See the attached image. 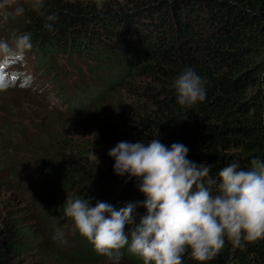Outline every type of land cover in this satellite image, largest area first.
<instances>
[{"label": "trees", "instance_id": "obj_1", "mask_svg": "<svg viewBox=\"0 0 264 264\" xmlns=\"http://www.w3.org/2000/svg\"><path fill=\"white\" fill-rule=\"evenodd\" d=\"M17 3L23 14L3 13L0 27L11 36L31 33L33 47L23 57H33L35 80L57 74L59 57L93 63L94 76L70 95L52 80L63 107L40 104L34 117L13 114L27 129L3 122V139L22 137L18 155L25 162L12 170L0 162V174L7 175L2 190L31 194L32 214L19 217L0 202V264H110L63 207L77 196L93 206L143 199L135 180L113 172L107 152L117 142L183 143L213 177L232 161L247 167L252 157L264 158V0H46L58 16L52 31L26 0ZM186 67L206 80L205 100L191 108L177 104L171 86ZM27 84L6 77L0 91ZM6 109L14 111L7 106L0 113ZM56 229L63 241L53 238ZM243 243L226 241L207 264H264V239ZM122 253L119 264H143ZM183 264L197 262L186 253Z\"/></svg>", "mask_w": 264, "mask_h": 264}, {"label": "clouds", "instance_id": "obj_2", "mask_svg": "<svg viewBox=\"0 0 264 264\" xmlns=\"http://www.w3.org/2000/svg\"><path fill=\"white\" fill-rule=\"evenodd\" d=\"M26 3L52 31L58 16L47 9L46 0ZM23 12V7L16 9L17 15ZM32 47L29 32L0 38V56H23ZM171 86L184 108L206 98V80L192 67L184 68ZM188 152L183 143L165 145L158 137L117 142L107 152L114 160L113 172L135 180L143 199L115 207L99 200L93 206L79 196L67 198L64 215L110 264H119L123 249L143 264H183L186 253L197 264H207L226 241L243 247V242L264 239V158L252 157L247 167L232 161L213 177L210 167L191 160ZM141 207L144 214L138 215ZM63 237L56 229L53 238Z\"/></svg>", "mask_w": 264, "mask_h": 264}, {"label": "rangeland", "instance_id": "obj_3", "mask_svg": "<svg viewBox=\"0 0 264 264\" xmlns=\"http://www.w3.org/2000/svg\"><path fill=\"white\" fill-rule=\"evenodd\" d=\"M17 0H0V24L4 25L6 22L3 19L4 14H11L16 16V8H18ZM4 13V14H3ZM11 36L8 29H3L0 27V38L9 39ZM24 56V55H23ZM17 57L15 54H8L0 56V79L1 81L6 80V77H9L11 81L15 84L25 85L27 82V89L19 88H10L0 91V107L10 109L4 110V113H0V162H4L5 165L9 166V169L16 168V166L22 164L23 156H19L18 152L22 149L21 140L22 137L20 134H14L12 138L3 139L5 131L1 130L4 121L8 120L11 125L20 124L25 126L24 123L13 117V114L19 116L27 117L32 113L34 117L37 112L40 104H48L50 107L62 108L63 103L60 101V97H57L53 94L55 91V83L52 80L61 82L65 85L68 90L67 94L73 92V88L76 85L77 87L82 86V84L93 83L92 77L94 76L90 71V66L93 63H85L84 60L74 59L68 61L66 57H59L57 61L58 73L52 76L39 75V80H35L37 77L35 73V66H33V57ZM3 66V67H2ZM28 85H30L28 87ZM49 108V107H48ZM27 111V113H26ZM25 129L26 126H25ZM4 154L10 155L9 160L7 161L4 157ZM5 160V161H4ZM25 162V161H24ZM23 162V163H24ZM6 175V174H5ZM7 176V175H6ZM3 174H0V202H3L2 205H6L7 208L14 210L18 213V216L29 217L32 214L31 210V194L27 195H17L16 193L9 195L3 192L2 188L7 181V177ZM25 175H22V181ZM19 181L21 185L23 182ZM18 185V184H16ZM15 185V186H16ZM15 190V189H14ZM28 184L24 185V192L28 191ZM1 207V206H0ZM4 209V207L2 208ZM0 208V210H2Z\"/></svg>", "mask_w": 264, "mask_h": 264}]
</instances>
